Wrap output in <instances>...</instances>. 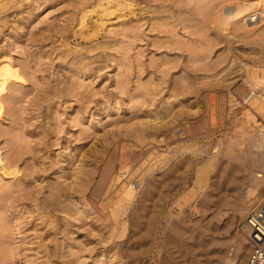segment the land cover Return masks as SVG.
<instances>
[{"label":"rangeland","instance_id":"374dc122","mask_svg":"<svg viewBox=\"0 0 264 264\" xmlns=\"http://www.w3.org/2000/svg\"><path fill=\"white\" fill-rule=\"evenodd\" d=\"M101 1L0 0V54L27 79L6 122L21 171L1 181L0 247L10 264H246L243 222L264 199V83L250 78L264 19L223 32L204 15L218 0H112L91 38Z\"/></svg>","mask_w":264,"mask_h":264},{"label":"bare ground","instance_id":"6f19581e","mask_svg":"<svg viewBox=\"0 0 264 264\" xmlns=\"http://www.w3.org/2000/svg\"><path fill=\"white\" fill-rule=\"evenodd\" d=\"M107 1H108L107 3L109 4V6L107 5L106 7H104L103 10H102V13L100 15L101 24L99 25V23H98L93 28L94 30L93 31L91 30L92 32H90V29H88L90 34H92L91 38L94 37L93 35H98L99 34V30L102 29L103 26L105 25V20H104L103 16L110 15L111 13L114 12V9L112 8L113 5H111L112 0H107ZM4 2H5V0H4ZM5 3H7V2H5ZM103 4H104V0L99 2V6L100 5L103 6ZM215 4H216V2H214L213 5H210L211 7L209 9H208L209 6H207L204 9V11H205L204 15L206 17H208V19L211 18L213 24L217 25V27H219L221 30H223V32L233 28L235 31H242L244 33L245 32L248 33L250 31L256 30L257 24H258L257 18H258L259 15H261L262 19H264V8L260 9V7H264V0H218V3L216 5ZM88 12H90V11H88ZM86 16H88V15H86ZM86 20L87 19L82 17V20L80 22V25H81L80 27H82V29H83V27L87 26ZM98 22H99V20H98ZM208 22H211V21H208ZM247 22H249L250 24H253L255 26L251 27V29H248L247 28ZM101 25H103V26L101 27ZM239 35H240V33H239ZM88 36L89 35H87V37ZM116 45H119V44L117 43ZM18 48H19V46H18ZM258 61H260V60H258ZM250 72H251V76H252L250 78H252V80L254 82L259 83V84L264 83V67L263 66L259 65L257 67H253L252 71H250ZM26 82H27V79L25 78V74H24L21 66L19 65V63L16 62L13 59L12 54L8 53L7 51L5 53L0 54V185H1V181H2L3 177H14L15 178V177H17V175H19V173L21 171L20 167H19V164H18L19 160H20L19 156L16 153L11 154L10 151H9L10 150L9 147H10V145L12 143L11 140H12V134H13L12 130H13V128L11 126L7 125L6 122L8 120L9 109H10L12 101H13L12 97H14L17 94V92H18V88L17 87L24 85ZM80 87H82V85H80L78 83H75V82H71L69 85L60 83V88L58 89V91H59L58 95L66 94V93H73V91L76 90V88H80ZM123 88H124V90H127V84H124ZM58 91H57V93H58ZM262 94H264V93L262 92ZM147 97H148L147 95L144 96L143 101H146ZM145 98H146V100H145ZM262 104H260V105L262 106ZM260 108H262V107H259V109ZM263 109H264V105H263ZM261 111H262V109H261ZM24 138H25V136H24ZM149 157H150V155H149ZM79 161L80 162L78 163L77 170H76L75 175H74L75 176L74 177V184L75 185L78 184V181L81 182L82 184H86L87 183V181H86L87 173L85 171V166H84V164L82 162L83 158L79 159ZM121 161H122V159H121ZM159 161H161V160H159ZM107 166H109V165H107ZM103 180H106V179H102V181ZM102 181H100V182H102ZM122 181H123V179H122ZM132 181H134V180L131 179V181L130 180H126V182H123V185H122V187L120 189L121 190V194H122V196H121L122 197L121 198L122 203H123V200H131L134 197V195H135L136 191H135V187H134ZM102 183H100V184L102 185ZM8 186H7L8 189H10L12 187V186H10V184ZM100 188H101V186L99 187V189L96 188L97 189L96 191H100ZM190 189H192V188H190ZM10 192H12V191H10ZM118 192H120V191H118ZM51 193L54 194L53 198H54V196L58 198V200L56 198V203H59V205H61L60 203H62L64 201L66 202V200L68 199V197H64L63 199H61L63 197V193L61 192L60 185L55 186L54 189H52ZM96 194H98V193H96ZM118 196H119V194H118ZM6 197H7L6 191L0 192V201L6 199ZM113 197L114 196L111 197V195H110L109 199L110 198L113 199ZM112 199H110V201ZM107 201L108 200H106V202ZM65 202L61 205V207H62L61 210H63V211H66L65 208H67L69 206L68 203H65ZM118 202H121V201L119 200ZM102 205H105V204L102 203ZM54 206H56V205H54ZM54 206H52V208H55ZM106 206H108V205H106ZM123 208L124 207L122 205L119 206L118 212L116 211L115 214L123 213ZM51 211H53V210H51ZM54 212H57V211H54ZM68 212H71V214H72V212L75 213L76 211H75V209H71V207H70ZM183 217H185V216H183ZM180 218H181V216H180ZM0 224H3V219H2L1 216H0ZM8 231H9V229H8ZM7 233L8 232L5 229L4 230V236ZM9 233H10V231H9ZM55 251H56V249H55ZM53 253H54V251H53ZM75 254H76V251H73V249H72L70 252L67 253V255H65L63 253L62 255H60V257L62 256V257L66 258L67 256L75 255ZM0 256L3 259V264H10V261H11V259L13 257V251H12V249H9L8 247L6 248L5 246H2V247H0ZM241 260L246 262V259H245L243 254L241 255ZM246 264H248V262Z\"/></svg>","mask_w":264,"mask_h":264},{"label":"built area","instance_id":"2783aa9c","mask_svg":"<svg viewBox=\"0 0 264 264\" xmlns=\"http://www.w3.org/2000/svg\"><path fill=\"white\" fill-rule=\"evenodd\" d=\"M243 224L252 245L248 264H264V199L248 214Z\"/></svg>","mask_w":264,"mask_h":264}]
</instances>
